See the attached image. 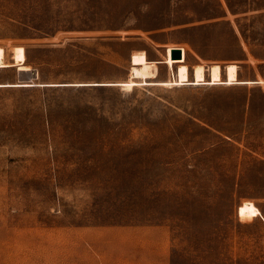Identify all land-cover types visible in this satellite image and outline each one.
<instances>
[{
	"label": "rangeland",
	"instance_id": "1",
	"mask_svg": "<svg viewBox=\"0 0 264 264\" xmlns=\"http://www.w3.org/2000/svg\"><path fill=\"white\" fill-rule=\"evenodd\" d=\"M17 45L38 75L0 86V264H264V83L99 84L168 46L264 79V0H0Z\"/></svg>",
	"mask_w": 264,
	"mask_h": 264
},
{
	"label": "bare ground",
	"instance_id": "2",
	"mask_svg": "<svg viewBox=\"0 0 264 264\" xmlns=\"http://www.w3.org/2000/svg\"><path fill=\"white\" fill-rule=\"evenodd\" d=\"M179 48L182 50L181 58L172 57V49ZM187 51L183 46H168L166 48V57L164 60H152L148 57L146 51L135 52L131 56V71L128 80L118 82H102L99 84L121 85L131 89L135 85L145 84H170L187 85V84H233V83H250L251 80H240L238 74V65L236 63H228L225 66V78H223V70L221 64L213 63L207 68L204 64H195L192 67L187 62ZM189 58V57H188ZM14 62L6 61L5 49L0 46V68L16 65L20 70V82H0V86H30L34 85V77L38 73L26 64V51L22 45H17L13 50ZM163 62L173 71V78L168 80H159L158 63ZM18 70V71H19ZM171 71V72H172ZM208 71V74H207ZM257 82H264L260 79ZM98 83V82H95ZM170 86V85H169ZM173 87V86H172ZM241 217H255L261 214L259 207L250 200L244 201L238 209Z\"/></svg>",
	"mask_w": 264,
	"mask_h": 264
},
{
	"label": "water",
	"instance_id": "3",
	"mask_svg": "<svg viewBox=\"0 0 264 264\" xmlns=\"http://www.w3.org/2000/svg\"><path fill=\"white\" fill-rule=\"evenodd\" d=\"M172 57L173 58H181L182 57V50L179 48L172 49Z\"/></svg>",
	"mask_w": 264,
	"mask_h": 264
},
{
	"label": "crops",
	"instance_id": "4",
	"mask_svg": "<svg viewBox=\"0 0 264 264\" xmlns=\"http://www.w3.org/2000/svg\"><path fill=\"white\" fill-rule=\"evenodd\" d=\"M263 79V78H262ZM260 79H258V80H251V81H255V83L257 82V81H259ZM264 80V79H263ZM257 83H262V82H257ZM264 83V82H263ZM261 215V214H260Z\"/></svg>",
	"mask_w": 264,
	"mask_h": 264
},
{
	"label": "built area",
	"instance_id": "5",
	"mask_svg": "<svg viewBox=\"0 0 264 264\" xmlns=\"http://www.w3.org/2000/svg\"><path fill=\"white\" fill-rule=\"evenodd\" d=\"M173 77V75H171Z\"/></svg>",
	"mask_w": 264,
	"mask_h": 264
}]
</instances>
